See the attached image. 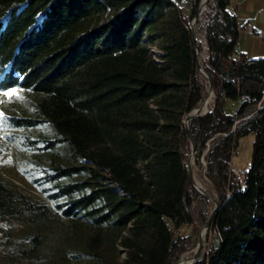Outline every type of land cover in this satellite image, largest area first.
<instances>
[{"label":"trees","instance_id":"trees-1","mask_svg":"<svg viewBox=\"0 0 264 264\" xmlns=\"http://www.w3.org/2000/svg\"><path fill=\"white\" fill-rule=\"evenodd\" d=\"M201 3L0 0V92L34 97L30 114L7 124L20 131L14 139L44 199L0 180V218L59 216L88 228L84 250L71 255L83 264L173 263L178 230L205 201L185 127L206 94L192 27ZM231 3L208 1L205 70L216 101L190 122L196 150L222 136L207 156L220 205L195 264H264V58H234L246 24ZM221 100L239 102L237 112ZM250 134L253 162L240 178L232 156Z\"/></svg>","mask_w":264,"mask_h":264},{"label":"rangeland","instance_id":"rangeland-1","mask_svg":"<svg viewBox=\"0 0 264 264\" xmlns=\"http://www.w3.org/2000/svg\"><path fill=\"white\" fill-rule=\"evenodd\" d=\"M236 4L237 0H233L235 11L240 10L241 12V16L238 17L241 25L247 23L249 18L254 22V26L260 24L264 28V0H240V9H237ZM183 5L185 6L184 3ZM210 13L212 9L206 5L197 21L194 19L192 21L198 46V63L204 70L208 58L206 23ZM242 46L248 48L251 59L264 58V40L247 35L242 41ZM202 78L206 84L203 102L211 96L205 112H210L215 106L216 93L213 91L210 94L208 80L203 74ZM33 101V95H29L20 88L0 92V180L14 183L19 191L37 202H42L43 196L26 172L29 167L27 163L29 153L22 149L14 139L20 131L12 129L7 124L8 115L30 114ZM221 104L226 106L230 114H235L240 103L221 100ZM215 138L207 143L205 149L201 150L199 147L195 154H192L191 148L186 162L192 169L194 188L196 185L205 194L218 200L219 195L207 176V156ZM255 142L256 135L250 134L240 140L238 149L233 153L232 168L240 178H244L252 166ZM204 199L205 201H199L193 206L195 223L185 225L177 232L180 238V248L173 263L195 255L199 248L201 234L203 235L201 259L212 242L209 240V234L213 222L208 229H206V223L216 205L212 200ZM36 234H39L38 243L34 241ZM89 234L88 228L77 226L72 220L62 219L59 216H56L52 222L42 224L33 221L29 214L23 217L0 218V264H83L73 260L71 255L84 250V241ZM123 257L124 254L121 252V258Z\"/></svg>","mask_w":264,"mask_h":264},{"label":"water","instance_id":"water-1","mask_svg":"<svg viewBox=\"0 0 264 264\" xmlns=\"http://www.w3.org/2000/svg\"><path fill=\"white\" fill-rule=\"evenodd\" d=\"M208 1L209 0H202L199 13H198L197 17H195V19H194L195 21H197L199 15L201 14V12L206 7ZM193 40H194V45H195L196 53L198 54V46H197L196 38H195V35H194V30H193ZM198 69L207 78L208 83H209V88H210L209 91H210V94H211V92H213V83H212L211 77L209 76V74L207 72H205V70L200 65V63H198ZM206 114H208V112H205V102H203V104L198 109H195L192 113H190L189 116L185 120V127H186V130H187L188 136H189V138L191 139V142H192V154H195L196 153V145H195L194 140H193V138H192V136L190 134V122L193 119L198 118V117L205 116ZM189 170H190V174H191L192 180H194L193 179V175H192L191 166H189ZM195 189L197 190V192L201 196H203L206 199L212 200L215 203V205H216L214 211L212 212L210 218L208 219V221L206 223V229H208L211 226V224H212V222L214 220V217L216 215V212H217V210L219 208L220 203H219V200H217L216 198H212L209 195L205 194L196 185H195ZM202 247H203V235L201 234V236H200V242H199V248L196 251L195 255L192 257V261H191L190 264H195L196 262H198V261L201 260V249H202ZM181 263H182V260H179V261L174 262L172 264H181Z\"/></svg>","mask_w":264,"mask_h":264},{"label":"crops","instance_id":"crops-1","mask_svg":"<svg viewBox=\"0 0 264 264\" xmlns=\"http://www.w3.org/2000/svg\"><path fill=\"white\" fill-rule=\"evenodd\" d=\"M236 5H237L236 6L237 9H240V0H237V4ZM231 9H232V11H234L237 14L238 17L241 16L240 10H239V12L237 10L235 11L236 8L233 7V0H232V3H231ZM240 24H241V22H240ZM245 24H246V27L242 30L241 37H240V40H239V45H238V48H237V54L234 57L237 60H239L244 55L246 56L247 59H251L250 55H249V52H248L249 51L248 48L242 46V41H243L244 37L247 36V35H251V34H249L247 32V29L248 28H253V29H256V30H263L264 31V28L260 24L259 25L257 24V26H254L255 25L254 22H252L251 19H249V18H248V22L245 23ZM261 40H264V38L261 39Z\"/></svg>","mask_w":264,"mask_h":264},{"label":"built area","instance_id":"built-area-1","mask_svg":"<svg viewBox=\"0 0 264 264\" xmlns=\"http://www.w3.org/2000/svg\"><path fill=\"white\" fill-rule=\"evenodd\" d=\"M247 32L251 35H254L255 37L259 38V39H263L264 38V32L262 30H256L253 28H248Z\"/></svg>","mask_w":264,"mask_h":264},{"label":"bare ground","instance_id":"bare-ground-1","mask_svg":"<svg viewBox=\"0 0 264 264\" xmlns=\"http://www.w3.org/2000/svg\"><path fill=\"white\" fill-rule=\"evenodd\" d=\"M211 100V96L208 97V99L205 101V107L207 108V105L209 104V101ZM205 231V230H204ZM204 233V232H203ZM192 261V258H184L182 259V263L181 264H190Z\"/></svg>","mask_w":264,"mask_h":264}]
</instances>
